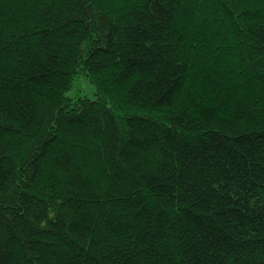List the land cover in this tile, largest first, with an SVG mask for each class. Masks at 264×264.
<instances>
[{
	"label": "trees",
	"instance_id": "obj_1",
	"mask_svg": "<svg viewBox=\"0 0 264 264\" xmlns=\"http://www.w3.org/2000/svg\"><path fill=\"white\" fill-rule=\"evenodd\" d=\"M0 264H264V0H0Z\"/></svg>",
	"mask_w": 264,
	"mask_h": 264
},
{
	"label": "rangeland",
	"instance_id": "obj_2",
	"mask_svg": "<svg viewBox=\"0 0 264 264\" xmlns=\"http://www.w3.org/2000/svg\"><path fill=\"white\" fill-rule=\"evenodd\" d=\"M77 94L93 96V87L83 72L74 75L71 86L66 90V95L69 97Z\"/></svg>",
	"mask_w": 264,
	"mask_h": 264
}]
</instances>
